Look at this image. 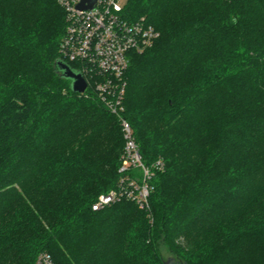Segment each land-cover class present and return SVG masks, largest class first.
I'll use <instances>...</instances> for the list:
<instances>
[{
	"label": "trees",
	"instance_id": "16d2710c",
	"mask_svg": "<svg viewBox=\"0 0 264 264\" xmlns=\"http://www.w3.org/2000/svg\"><path fill=\"white\" fill-rule=\"evenodd\" d=\"M123 10L159 31L131 55L124 114L143 163L164 169L147 208L93 210L119 181L120 123L55 70L59 0H0V264L42 251L54 264H264V0Z\"/></svg>",
	"mask_w": 264,
	"mask_h": 264
},
{
	"label": "built area",
	"instance_id": "2783aa9c",
	"mask_svg": "<svg viewBox=\"0 0 264 264\" xmlns=\"http://www.w3.org/2000/svg\"><path fill=\"white\" fill-rule=\"evenodd\" d=\"M65 12V31L60 58L72 63L99 101L121 126L123 148L117 187L101 193L92 204L101 209L120 199L147 208L154 171L163 170L162 159L143 163L132 128L125 117L127 70L133 52L140 53L159 37V31L144 17L129 19L124 0H59ZM80 4H83L80 6ZM84 90V91H85ZM35 264H54L48 252H40Z\"/></svg>",
	"mask_w": 264,
	"mask_h": 264
},
{
	"label": "water",
	"instance_id": "95a60500",
	"mask_svg": "<svg viewBox=\"0 0 264 264\" xmlns=\"http://www.w3.org/2000/svg\"><path fill=\"white\" fill-rule=\"evenodd\" d=\"M83 4H80L82 6ZM55 70L60 73L61 77L69 80L70 89L75 93L84 92L87 83L83 77V75L72 68L69 64L62 61L61 59H57L55 62ZM169 262L172 264H180L176 262L173 258H169Z\"/></svg>",
	"mask_w": 264,
	"mask_h": 264
},
{
	"label": "rangeland",
	"instance_id": "374dc122",
	"mask_svg": "<svg viewBox=\"0 0 264 264\" xmlns=\"http://www.w3.org/2000/svg\"><path fill=\"white\" fill-rule=\"evenodd\" d=\"M139 208H141V207H139Z\"/></svg>",
	"mask_w": 264,
	"mask_h": 264
}]
</instances>
